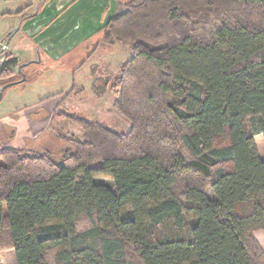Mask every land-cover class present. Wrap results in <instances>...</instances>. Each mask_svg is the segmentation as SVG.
I'll list each match as a JSON object with an SVG mask.
<instances>
[{"label":"trees","instance_id":"1","mask_svg":"<svg viewBox=\"0 0 264 264\" xmlns=\"http://www.w3.org/2000/svg\"><path fill=\"white\" fill-rule=\"evenodd\" d=\"M100 42L130 130H85L62 164L0 153V254L16 264H264V0H131ZM12 33L7 34L10 37ZM6 37L3 40H6ZM19 65L3 64L7 83ZM111 180V184L103 181Z\"/></svg>","mask_w":264,"mask_h":264},{"label":"rangeland","instance_id":"2","mask_svg":"<svg viewBox=\"0 0 264 264\" xmlns=\"http://www.w3.org/2000/svg\"><path fill=\"white\" fill-rule=\"evenodd\" d=\"M40 1H36L35 8L42 6ZM54 1L57 0H52L51 3ZM130 1L113 0L112 5L117 6V10L113 11L114 8L112 9L114 13H112L111 18L119 15L123 7ZM27 4V0H19L16 4L4 0L0 15L5 11L24 7L26 14L35 11L28 9ZM49 6H51L50 2L43 9L48 10L51 8ZM54 8L52 7L50 12L43 11L39 19H47L51 14L53 15L56 11ZM3 15L5 16V14ZM14 19L13 15H9L7 20H0L1 38H5L10 31L16 29L13 25ZM27 28L25 32H21L10 42L11 50L5 42L11 37H6V40L0 41V70L3 69L5 62L16 58L13 52L14 48L18 47L22 52L30 49L31 52L37 51L44 54L43 41L40 42L43 47L38 51L34 42L37 36L36 32L30 27ZM79 31V29L72 30L64 42L52 49L54 54H50L52 55L50 59L46 55L43 62H35L23 68L24 73L26 71L33 73L28 75L27 79L36 77L37 84H33L34 80L25 81L5 91L3 101L0 104V116L10 115L12 111H15L10 95L14 92L23 93L28 86H34L37 95L47 96L45 99L54 98L60 103L51 113L49 119H39L36 123L31 119H23V122L19 124L20 128L23 129L18 132L20 133L19 141L4 146L0 139V153L5 149H22L28 154H46L57 164H62L66 152L71 150V141H84L86 134L84 128L69 116L86 118V120L101 124L119 133H127L130 130L129 122L114 106V88L109 85L104 94L98 95L94 92L93 85L103 86L105 79L110 80L111 85L115 84L121 68L133 56L131 45L123 41H117L113 44H100L105 36V27L103 30L96 31L92 37L80 31L79 39L70 43L72 35L76 37L75 34ZM25 56L26 54L21 59L19 58V65L29 61ZM19 65L9 66V69L14 73L10 78L16 77V80L22 78L17 71ZM4 84V81H0V88ZM12 120L14 121V119ZM9 134L11 135V131ZM255 139L259 153L264 158V137L262 134H257ZM103 181L111 184L109 179H103ZM0 264H16L15 251L13 249L3 250L0 254Z\"/></svg>","mask_w":264,"mask_h":264},{"label":"crops","instance_id":"3","mask_svg":"<svg viewBox=\"0 0 264 264\" xmlns=\"http://www.w3.org/2000/svg\"><path fill=\"white\" fill-rule=\"evenodd\" d=\"M2 1L0 0V11L2 9ZM19 0H9V3H17ZM36 1L38 0H27V7L30 10H35L30 14H26L25 7L16 9L13 11H5L0 15V20H7L9 15L14 16L13 25L19 30L15 33L10 31L11 38L6 42L8 44L10 50V42L21 32H25L27 27H30L33 31L36 32V37L34 42L38 47V51L42 49V45L40 42L43 41L44 48L43 53L39 52H31L29 50H20L18 47L14 48L13 51L16 58L19 61L22 56L26 54V58L30 60L39 59V63L43 62L45 56L47 55L50 59L52 55V49L59 46L66 37L72 33V30L79 29L81 33H85L88 36H94L96 31L103 30L106 26L108 20L111 19V16L114 13L113 11L117 10V6L112 5L113 0H61L54 1L52 0H41L40 5L35 8ZM116 1V0H115ZM50 2L48 10L43 9ZM118 5V3H116ZM52 7H55L56 10L53 15L47 19H39L41 18V13L50 12ZM114 10L112 11V9ZM35 20V21H34ZM80 31L74 35H72V39L70 43H73L75 40H78L80 37ZM8 33V34H9ZM0 41H3V38L0 37ZM69 41V40H68ZM33 48V47H31ZM13 50V49H12ZM58 54V53H57ZM38 63V62H36ZM26 76L32 75L33 73L25 72ZM30 77V76H29ZM34 80L33 84H37L38 81L36 77L27 79L26 82ZM6 93V92H5ZM5 95V94H4ZM15 111H12L10 115L0 116V139L1 143L6 145L15 144L19 141V130H23L20 128L19 124L23 122V119H31L34 120L35 123L39 119H49L54 109H56L57 105L60 103L59 101H55L52 99H45L47 96L35 93V87H26L23 93L14 92L10 95ZM4 98V97H3ZM29 98H33L32 100H27ZM20 99V100H19ZM3 101V99H2ZM0 102V104L2 103ZM28 104H31L28 106ZM14 119V121L12 120ZM20 128V129H19ZM11 131V135L9 134ZM255 237L260 242L261 246L264 249V229H259L254 232Z\"/></svg>","mask_w":264,"mask_h":264},{"label":"water","instance_id":"4","mask_svg":"<svg viewBox=\"0 0 264 264\" xmlns=\"http://www.w3.org/2000/svg\"><path fill=\"white\" fill-rule=\"evenodd\" d=\"M19 30V27L16 28L12 33H15ZM35 62H39V59L37 60H30L28 62H25V63H21L18 67V73H20L22 75V78L19 79V80H14V81H10V82H7L5 83L1 88H0V102L2 101L3 97H4V93L5 91L8 89V88H11L12 86L14 85H17L19 83H22V82H25L27 81V76L25 73H23V68L32 64V63H35Z\"/></svg>","mask_w":264,"mask_h":264},{"label":"flooded vegetation","instance_id":"5","mask_svg":"<svg viewBox=\"0 0 264 264\" xmlns=\"http://www.w3.org/2000/svg\"><path fill=\"white\" fill-rule=\"evenodd\" d=\"M24 73V72H23ZM20 74V73H19ZM21 75V74H20ZM22 76V75H21Z\"/></svg>","mask_w":264,"mask_h":264}]
</instances>
